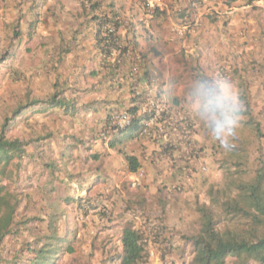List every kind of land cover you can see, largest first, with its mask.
<instances>
[{
	"label": "crops",
	"instance_id": "obj_1",
	"mask_svg": "<svg viewBox=\"0 0 264 264\" xmlns=\"http://www.w3.org/2000/svg\"><path fill=\"white\" fill-rule=\"evenodd\" d=\"M213 6L212 0H163L162 9L151 11L138 0H0V15L21 17L27 44L36 47L37 56L31 61L35 72L40 65L56 67L54 74L50 72L52 82L59 76L58 82L68 91L67 104L56 109L76 116L52 123L58 131L48 140L58 149L56 159L61 157L58 163H64L63 171L81 178L80 197L96 192L124 197V192L134 190L136 197L125 202L130 212L136 206L141 211L145 192L159 188L173 194L174 183L168 186L164 180H178L191 171L180 165L168 166L171 160L192 162L196 157L193 149L205 138L203 121L194 116L187 102L191 85L202 78L224 76L238 90L247 76H227L225 70L239 66V55L255 47L262 32L260 25L264 28V0H235L231 4L226 0L227 8L217 5L216 14L211 13ZM188 22L196 26L180 36ZM111 25L115 26L118 47L105 54L103 36ZM131 53L142 57L138 75L131 74ZM196 66L202 71H193ZM151 77L156 78L154 84ZM132 85L157 97L165 121L158 117L130 142L124 140L125 132L110 134L109 143H105L99 133L110 113L140 106L131 94ZM166 121L171 125L166 136L172 141L178 138L174 155L162 152L166 138L157 131ZM90 131L94 132L91 136ZM78 136L82 137L80 146L66 149ZM111 144L137 159L136 172H129L124 157L110 148ZM207 147L212 153L213 145ZM179 152L182 154L176 159ZM160 163L168 168H160ZM31 168L44 172L46 165L38 162ZM163 182L166 189L160 185ZM135 185H139L137 190L130 188Z\"/></svg>",
	"mask_w": 264,
	"mask_h": 264
},
{
	"label": "rangeland",
	"instance_id": "obj_2",
	"mask_svg": "<svg viewBox=\"0 0 264 264\" xmlns=\"http://www.w3.org/2000/svg\"><path fill=\"white\" fill-rule=\"evenodd\" d=\"M260 27V40H264V28ZM26 31L21 17L0 15V129L6 119H10L4 137L28 142L21 157L6 169L9 178L2 180L7 190L16 194L19 203L11 234L0 247V264H27V260L33 258L32 251L48 243L54 256L47 264H119V239L123 229L142 228L148 218H160L164 228L158 230V241L150 244L149 258L144 264H190L192 247L188 238L200 227L197 208H208L220 229L232 226L233 222L225 219L221 204L236 195L237 186L249 183L258 169L264 170V42L256 38L255 47L239 55V66L225 70L227 76L243 74L249 79L243 83L248 89L251 114L244 115L242 127L230 133L226 142L220 143L212 140L210 134L206 135L207 127L203 122L205 138H200V145L193 149L195 159L184 163L183 160L168 162L170 168L180 165L191 169L184 178L164 180L168 186L174 183L173 194L152 189L143 194L141 211L136 206L130 212L125 199L133 201L134 190L124 192V197L99 192L80 197L81 178L75 173H65L64 163H58L61 161V157L56 159L58 149L48 140L58 131L52 126L76 115L55 106L28 108L33 102L49 101L53 95L66 103L68 91L58 82L59 76L55 77V83L52 82L50 72L56 67L40 65L35 72L31 61L37 56L36 47L28 46ZM196 70L202 71L198 66L193 71ZM54 84L59 86L60 92ZM17 110L18 117H14L13 112ZM165 116L162 117L164 121ZM167 123L160 125L158 135L166 138L162 152L170 151L174 155L177 149L174 142L178 138L172 141L166 136V129L171 127ZM93 133L90 131V136ZM73 138L75 141L66 149L80 146L82 137ZM208 144L213 145L212 153ZM127 145L130 147L131 143ZM180 154L182 152L176 159ZM38 162L46 165L44 172L32 171L31 167ZM168 166L159 164L160 168ZM164 182L160 184L162 189L167 188ZM130 188L137 190L139 185ZM53 233L60 243L50 239ZM69 248L70 253L67 252ZM234 263V258L225 262Z\"/></svg>",
	"mask_w": 264,
	"mask_h": 264
},
{
	"label": "trees",
	"instance_id": "obj_3",
	"mask_svg": "<svg viewBox=\"0 0 264 264\" xmlns=\"http://www.w3.org/2000/svg\"><path fill=\"white\" fill-rule=\"evenodd\" d=\"M234 1L228 0V3L231 4ZM102 46L105 54L109 52L110 48L115 47L111 41H108L106 35L103 36ZM238 92L246 111L244 115L248 116L251 114L249 113V94L243 81L239 83ZM66 104L53 95L49 101L33 102L28 108L34 105L64 108ZM127 111L133 116L130 125L113 133L123 134L126 132L123 138L126 142H130L135 140L137 135L143 133L146 123L153 118V110L144 114L140 106H136L127 109ZM17 112L18 110L13 112L14 117L17 116ZM164 113H162L161 119ZM10 121V119H6L0 129V247L3 240L11 234L15 210L19 203L16 194L8 191L2 180L5 177L9 178L10 173H7L6 169L13 160L21 157L24 147L28 143L4 137V132ZM157 131L159 132L160 128H157ZM104 142L109 143V139ZM110 148L124 157L129 172L134 173L138 170L139 164L135 157L122 149H117L112 144ZM236 191L234 197L221 204L222 213L226 220L233 222L232 226L225 225L220 229L218 224L213 221L208 208L204 206L197 208L200 227L194 236L188 238L192 247L190 264H225L228 258H234V264H264V170L258 169L254 178L247 184L237 186ZM161 222L160 218L156 220L148 218L142 228H124L119 239V264L146 263L149 258L150 244L158 241V230L164 228ZM50 239L61 242L54 233ZM51 247V244L48 243V245L34 249L32 251L33 258L27 260V264L51 263L54 256ZM67 252L70 253L71 249L69 248Z\"/></svg>",
	"mask_w": 264,
	"mask_h": 264
},
{
	"label": "clouds",
	"instance_id": "obj_4",
	"mask_svg": "<svg viewBox=\"0 0 264 264\" xmlns=\"http://www.w3.org/2000/svg\"><path fill=\"white\" fill-rule=\"evenodd\" d=\"M187 102L214 141L224 143L230 133L242 127L244 105L236 86L224 76L194 81Z\"/></svg>",
	"mask_w": 264,
	"mask_h": 264
},
{
	"label": "built area",
	"instance_id": "obj_5",
	"mask_svg": "<svg viewBox=\"0 0 264 264\" xmlns=\"http://www.w3.org/2000/svg\"><path fill=\"white\" fill-rule=\"evenodd\" d=\"M140 4L145 6L146 8L150 9L151 11H156L158 9H162L163 6V0H138ZM214 6L210 9L212 14H216L218 10L216 11L217 5L219 6H226V0H212ZM215 8V9H214ZM196 26L195 22H188L185 24L183 30L181 29L179 32L180 36H185L188 32H192L193 28ZM115 26L111 25L109 26L106 31L105 35L108 37V41H111L117 46L116 38H115ZM131 60H132V67H131V74L132 75H138L139 72V64L142 62V57L139 53H131ZM150 83L154 84L156 81L155 77L150 78ZM131 94L133 98L135 99L136 103H139L142 109V113H147L148 111H152L153 118H151L145 126V129L148 128L152 123L155 122V120H158V117L161 118L162 113L165 111L163 104L158 103V99L155 95H151L150 92H147V94H144L140 87L138 85H132L131 86ZM133 119L132 114L125 110V111H115L110 113L108 118L106 119L105 128L103 131L99 133V138H101L104 141H108L109 134L113 132H117L119 130L124 129L128 125H130L131 121ZM145 131V130H144ZM143 131V132H144Z\"/></svg>",
	"mask_w": 264,
	"mask_h": 264
}]
</instances>
